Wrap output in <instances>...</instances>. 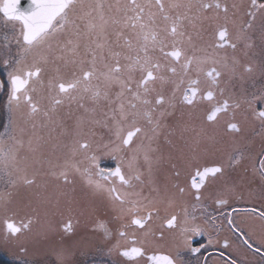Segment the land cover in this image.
Wrapping results in <instances>:
<instances>
[{"label": "snow or ice", "instance_id": "6c2138e0", "mask_svg": "<svg viewBox=\"0 0 264 264\" xmlns=\"http://www.w3.org/2000/svg\"><path fill=\"white\" fill-rule=\"evenodd\" d=\"M0 20L10 29L0 35L9 110L23 108L25 124L42 115L45 130L33 123L29 134L14 120L0 135L6 184L37 186L27 199L0 196V240L27 253L20 237L42 210L49 214L51 197L40 189L50 176L79 182L94 198L80 209L95 217L93 238L77 236L71 217L49 223L60 233L45 245L54 258L36 264H78L70 257L95 250V236L117 257L112 264H192L185 253L201 252L195 238L211 245L225 222L264 264V239L251 242L233 207L245 195L264 200V2L0 0ZM177 133L187 152L177 149ZM26 134L31 163L18 156ZM256 160L245 183V161ZM245 214L264 221V205Z\"/></svg>", "mask_w": 264, "mask_h": 264}, {"label": "flooded vegetation", "instance_id": "af4514ba", "mask_svg": "<svg viewBox=\"0 0 264 264\" xmlns=\"http://www.w3.org/2000/svg\"><path fill=\"white\" fill-rule=\"evenodd\" d=\"M117 2H123V0H104L105 4L112 3L115 4ZM168 2H181V3H187L188 0H168ZM206 2H214V0H206ZM220 2L223 4L227 2L229 5L232 3H250V0H220ZM259 2H264V0H258ZM209 37H206L208 39ZM225 50H221V55L224 54ZM12 52L14 54V50L12 49ZM227 53L231 55V49H227ZM10 71L9 68H6L3 66V64H0V119L2 115V109L1 106L4 104L8 105V95L10 91L9 81H8V72ZM48 78V74L45 73L42 79L46 83ZM39 87V86H38ZM46 96V93L41 89L40 95L37 96V99H40L41 106L47 105V99L44 97ZM6 113L8 114V110L6 108ZM6 114V116H7ZM12 114H9V117L11 118ZM179 118V112L177 113V119ZM26 119V117H25ZM226 119V118H225ZM44 122V117L42 115H37L34 119V121L27 123V132L30 134L33 131L32 124H36L35 131L39 133L40 135L45 134V130L41 128V124ZM254 122H249L247 125V128L250 130L253 126ZM192 133L185 134V139L191 140ZM7 138V137H6ZM27 139L28 135H25L26 146L25 150H23V157H29V163H31V154L27 151ZM176 143L177 149H183L185 152L188 151L187 147L184 144V141L179 139V133H177L176 137H173ZM192 147L195 148V144H192ZM43 152L45 155L48 154V149L45 147L43 149ZM105 164L108 166L111 165V161L105 160ZM245 166L249 169V174L247 177L248 181H251L252 179V173L255 171V168L259 166V161H245ZM47 170V166H45L44 171ZM3 170H0L2 172ZM44 180L47 181L46 187L41 188L40 191L44 197H51V204L45 205V207L49 208V214L47 216L44 215L43 210L40 213V216L43 218V224L44 227L43 233L40 236L39 240L35 241H29V232L24 233L20 238L22 240H27L29 243L27 244V253L21 252V256H15L14 255V243H7L5 244L2 240H0V248H7L10 251L13 252L12 256H6L5 254H2L0 252V264H36L37 260L40 259H53L54 257L51 256H45L44 253L47 251V248L45 247L46 244L51 243L53 241H58L60 237V233H51L48 232V224L47 218L48 217H54L55 214H58L60 217V220L63 222H68L69 217H71V223L73 227L76 229L77 236H85L87 235L88 238H93L92 233V220L95 217H90L88 215H81L80 209L82 206L87 205L89 202H91L94 198L91 196L88 191L81 186L79 182H77L74 185H64L63 183H57L52 177L45 176ZM21 185V184H20ZM18 185V186H20ZM254 186V185H253ZM37 186L35 185L30 190H27L29 192H32V190H35ZM34 195V194H33ZM0 196H2L0 194ZM23 196V195H22ZM22 196L20 199H22ZM32 196V195H31ZM29 194L24 199H27ZM14 199V197H13ZM19 199V200H20ZM57 204L59 205V208L57 209ZM261 205H264V200H261L256 197L249 198L247 195H245V198L242 200H236L233 202V207L237 208L239 211L236 214V220L239 224L241 221L243 223L241 224V227L244 229L245 235L251 236V242L255 246H259L260 241L264 239V221H260L256 217H250L245 214L246 209H251L252 207H255L259 209ZM72 209V211H69V209ZM80 216L86 217V225L87 221L89 220V225L87 228L84 225H78L80 223ZM79 221V223H78ZM19 223V220L17 221ZM55 224H59L60 222L55 218L54 219ZM33 224L31 225V230L33 229ZM47 233V236L45 234ZM97 247L95 250H91L88 252L87 255L81 254L80 251L75 252L73 256L70 257L71 260H75L78 262V264H112V261L116 259L117 257L115 255H109L107 253V249L104 247V242L99 236H95ZM212 239L213 243L211 245L208 244V236H197L194 240L193 247H201V252L197 256H191L188 253H185V259H189L192 261V264H195L196 260L199 259L201 264H204V261H207V264H228V261L230 258L236 259L239 264H246V262H252L255 260L258 264L259 262V255L254 254L252 251L247 250L245 245L243 244L241 234L234 233L232 230H230L225 222V226L223 229L219 232H212ZM227 240L229 247L223 248L222 245ZM154 249L149 248L148 252L151 253ZM161 253H166L167 248L161 247L159 249ZM146 258H141L139 260V264H145Z\"/></svg>", "mask_w": 264, "mask_h": 264}, {"label": "rangeland", "instance_id": "374dc122", "mask_svg": "<svg viewBox=\"0 0 264 264\" xmlns=\"http://www.w3.org/2000/svg\"><path fill=\"white\" fill-rule=\"evenodd\" d=\"M5 31H10L9 28H6L3 24V21L0 20V35H2ZM13 50H14V53L16 51L15 47H13ZM6 108L8 110V114L6 113ZM1 109H2V117L0 119V135H3L4 133L6 132H9L12 128V124H13V121L15 120V123L17 126L19 127H25L27 130V124H25V110L22 108L19 112L15 113V116L13 114V112H11L9 110V107L7 104H4L3 106H1ZM7 114V116H6ZM9 114H12L11 118L9 117ZM247 127V126H246ZM28 133V132H27ZM27 136V134H26ZM23 140H25V135L22 137ZM4 143L5 145H9L11 144V141L8 140V138L5 137L4 139ZM25 146H26V141H25ZM23 150H25V147L24 148H21L18 152V156L20 158H23ZM35 185H33L31 188H33ZM31 188H28V190H30ZM27 190V187H25L22 183L20 186H17L15 189L13 188H10L6 182H5V176H4V172H0V194L1 195H7V194H11L12 197H14V200H19L22 196V198L24 199L25 195L27 196L29 194V196H33V194L36 192V189L35 190H32V192H29ZM54 217L59 221L61 222L60 220V217L58 216V214H55ZM53 216L52 217H48L47 219V223H54V219ZM87 226L89 225V220L87 221ZM33 229L29 232V241H35V240H39L40 239V236L42 235L43 233V218L41 216H39V220L37 221L35 218L33 219ZM58 224V223H57ZM79 226L80 225H86V217H82L80 216V223L78 224ZM0 252L2 254H5L7 257L8 256H12L13 255V252L10 251L9 249L7 248H0ZM14 255L15 256H21L22 254L20 253V249L19 247L15 244V248H14Z\"/></svg>", "mask_w": 264, "mask_h": 264}]
</instances>
